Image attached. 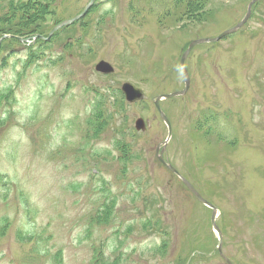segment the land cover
Wrapping results in <instances>:
<instances>
[{"label":"rangeland","instance_id":"1","mask_svg":"<svg viewBox=\"0 0 264 264\" xmlns=\"http://www.w3.org/2000/svg\"><path fill=\"white\" fill-rule=\"evenodd\" d=\"M88 1L37 0L38 17L17 21L3 18L15 1L0 0V35H46ZM227 30L193 45L178 95L189 41ZM8 41L0 264H58L57 253L60 264H182L190 253L192 264H264V0H99L45 43ZM101 59L113 73L95 71ZM126 81L143 102L122 101ZM171 92L159 101L168 133L152 102ZM98 110L108 114L95 129ZM182 179L215 207L218 232Z\"/></svg>","mask_w":264,"mask_h":264},{"label":"water","instance_id":"2","mask_svg":"<svg viewBox=\"0 0 264 264\" xmlns=\"http://www.w3.org/2000/svg\"><path fill=\"white\" fill-rule=\"evenodd\" d=\"M93 1L95 0H90V2L83 8V10L78 14L76 15L74 18L70 19V20H67V21H64L60 24H58L56 27L53 28V30L51 32H53L56 28H59L60 26L62 25H65L67 23H70L71 21L73 20H77L79 19L81 16H83L86 11L89 9V7L91 6V4L93 3ZM256 1V0H255ZM232 30H228V31H224L223 33H221L220 35H218L216 38L214 39H200L196 42H193L191 43V45L186 49V51L183 53L182 57H181V60H180V64H181V69H182V72L183 74H185L184 72V68L182 67L183 65V62H184V59L186 57V55L188 54L190 48L193 46V44L197 43V42H209V41H214V40H217L218 38H221L222 36L230 33ZM95 70L98 71V72H101V73H111L113 72V69L112 67L104 62L103 60L99 61L96 65H95ZM185 89L186 87L188 86V77L187 75L185 74ZM121 91L123 93V96L125 98V100H127L128 102H134L136 100H141L144 98V95L142 93V91L135 87L134 85L128 83V82H125L122 84L121 86ZM184 91H181L180 93H183ZM172 94L170 95H166V96H171ZM155 106L159 109L158 107V100L156 99L155 102H154ZM161 118L163 119L164 122L167 123V125H169L167 119L165 118L164 114L161 113L160 114ZM135 128L137 130H140V129H143L144 126H143V121L141 119H137L135 121ZM186 186L189 188V190L193 193V195L195 196V198L202 204H206V201H204L195 191L194 189H192V187L187 183ZM211 218L213 219L214 218V215L212 214Z\"/></svg>","mask_w":264,"mask_h":264},{"label":"trees","instance_id":"3","mask_svg":"<svg viewBox=\"0 0 264 264\" xmlns=\"http://www.w3.org/2000/svg\"><path fill=\"white\" fill-rule=\"evenodd\" d=\"M12 1H15L14 9H12V11H10V12H8L6 14H3V18L7 19V17H13V19H17V21L18 20H22L24 18L22 17V14H20L21 11L22 12H26L25 13L26 16H24V17H28L29 15H33V14H34V16L38 17V15L40 13L38 11V8L41 9V6L38 3H36L37 0H24V2H22V3H18L19 0H12ZM37 5H38V7H37ZM16 10H20V11H16ZM4 11H6V9ZM27 14H28V16H27ZM4 33H6V32H2L1 34H4ZM9 34H14V35H18V36H25L26 35V34L23 33V31H15V30H11L9 32ZM95 114L96 115H101V111L99 110V111L95 112ZM101 116H102V118L93 121L95 129H97V128L103 126L104 124H106V121H105V119L107 118V117H105L106 114H103ZM98 117H100V116H98ZM126 157L127 156H125L123 159H125ZM108 202H109V200H108ZM105 203H107V202H105ZM104 205H105L106 209L103 210V212H100L101 216L98 218V222L99 221H102V222L105 221L106 222L105 219L108 216V215H106V213H109V211L107 209V205L108 204H104ZM143 224H146V222L144 221ZM55 259H56V261H58L57 257H55Z\"/></svg>","mask_w":264,"mask_h":264},{"label":"bare ground","instance_id":"4","mask_svg":"<svg viewBox=\"0 0 264 264\" xmlns=\"http://www.w3.org/2000/svg\"><path fill=\"white\" fill-rule=\"evenodd\" d=\"M236 31V30H235Z\"/></svg>","mask_w":264,"mask_h":264}]
</instances>
